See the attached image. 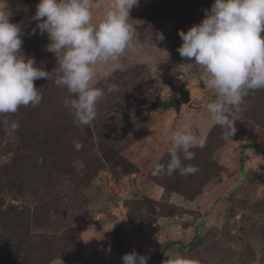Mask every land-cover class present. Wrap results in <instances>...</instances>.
<instances>
[{
	"label": "rangeland",
	"instance_id": "1",
	"mask_svg": "<svg viewBox=\"0 0 264 264\" xmlns=\"http://www.w3.org/2000/svg\"><path fill=\"white\" fill-rule=\"evenodd\" d=\"M38 2L8 0L12 22L25 26L24 56L52 78L34 81L43 93L38 106L0 116L20 124L14 134L0 127V264H123L133 251L148 264L175 253L200 264H264V153L248 147L240 155L248 141L264 149V89L246 97L232 140L221 138L219 126L199 125L207 144L185 162L199 172L151 175L154 161L168 160L171 133L206 116L215 99L200 86L201 70L184 79L180 65L188 61L177 51L178 32L200 23L214 0H139L130 12L135 50L122 58L125 68L105 65L95 83L105 95L86 126L74 123L67 89L53 82L59 63L46 50L47 34H31ZM98 2L94 21L111 0ZM165 74L189 90V103L178 113L133 114L156 95H176L160 80ZM110 83L119 91L108 93Z\"/></svg>",
	"mask_w": 264,
	"mask_h": 264
},
{
	"label": "clouds",
	"instance_id": "2",
	"mask_svg": "<svg viewBox=\"0 0 264 264\" xmlns=\"http://www.w3.org/2000/svg\"><path fill=\"white\" fill-rule=\"evenodd\" d=\"M139 0H111L99 21L93 9L98 0H39L31 20L35 35L47 34L46 50L59 63L54 79L66 88L70 99L64 101L77 126L90 125L98 114V103L105 95L95 83L105 65L125 68L121 63L130 50H135L137 25L130 12ZM19 10V6L18 9ZM27 10L26 8L24 9ZM205 16L187 32L179 31L182 44L179 55L188 62L180 65L185 80L193 69L201 70V79L215 99L207 103V115L186 119L171 133L167 147L168 160L153 162L154 177L194 175L199 167L186 161L195 159V148H204L207 133L198 132L200 124L210 123L222 130L227 142L236 134V122L250 92L264 89V0H214ZM14 11L8 0H0V116L15 114L21 107H36L43 101L41 88L34 81L50 80L51 73L34 66V58L22 52L25 26L14 23ZM163 39V36L160 37ZM117 84H107V92H117ZM0 127L8 134L18 131L20 124L7 118ZM114 227V226H113ZM148 256L135 251L122 257L123 264H148ZM59 264H63L59 258ZM164 264H200L199 260L179 253L170 254Z\"/></svg>",
	"mask_w": 264,
	"mask_h": 264
},
{
	"label": "water",
	"instance_id": "3",
	"mask_svg": "<svg viewBox=\"0 0 264 264\" xmlns=\"http://www.w3.org/2000/svg\"><path fill=\"white\" fill-rule=\"evenodd\" d=\"M200 86L204 87L202 79L198 76ZM160 80L167 86L170 92L176 94L174 97L162 98L160 95H156L148 104L141 106L132 111L135 115H140L143 112L150 114L154 109H168L173 108L178 113L183 104H187L190 101L189 90L186 89L182 84H175L168 75H161Z\"/></svg>",
	"mask_w": 264,
	"mask_h": 264
},
{
	"label": "trees",
	"instance_id": "4",
	"mask_svg": "<svg viewBox=\"0 0 264 264\" xmlns=\"http://www.w3.org/2000/svg\"><path fill=\"white\" fill-rule=\"evenodd\" d=\"M248 147H254V148H256L258 151H261L262 153H264V149H260L258 146H255L252 142L248 141V142H246V143L243 145V147H242L241 150H240V155H241V156H242V151H243V149H244V148H248ZM240 162H241V161H240ZM225 199H226V200H229V195H227V196L225 197ZM198 237H199V231H198V229H197V231H196V233H195V235H194V237H193V240H192L188 245H191V244H193L194 242H196V241L198 240ZM168 246H170V244L167 245V247H168ZM160 254H161V251L158 252L157 257L160 256Z\"/></svg>",
	"mask_w": 264,
	"mask_h": 264
}]
</instances>
